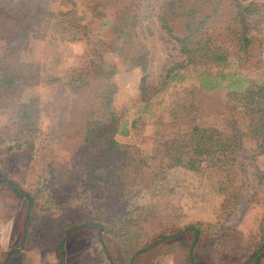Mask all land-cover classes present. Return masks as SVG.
<instances>
[{
  "label": "trees",
  "instance_id": "trees-1",
  "mask_svg": "<svg viewBox=\"0 0 264 264\" xmlns=\"http://www.w3.org/2000/svg\"><path fill=\"white\" fill-rule=\"evenodd\" d=\"M70 1L61 2L66 10L57 15L62 22L67 19L65 31L73 33L68 34L72 39L78 34L86 38L93 31L88 21L80 18L78 3L71 2L68 7ZM85 1L84 10L101 24L105 38L94 44L87 67L72 70L63 80L56 79L52 100L39 109L37 99L26 95L40 79L39 65L28 60L29 33L33 28H46L50 22H40L42 7L38 3L0 0V109L9 111V124L0 127V145L14 143L15 157L20 160L34 151L41 133L38 119L45 111L47 135L56 143L73 146L72 168L80 171L88 186H96L91 196L94 222L85 226L96 227L100 243L105 244V234L112 237L124 263L133 264L137 255L175 238L169 250L175 264H195L194 248L200 234L197 227L180 228L152 215L140 217L131 225L119 213L118 198L126 190L137 194L149 189L150 172L155 169L194 173L226 170L247 154L253 158L264 154V81L246 75L263 67L264 0ZM149 18H154L174 42L180 59L170 62L171 67L158 76L159 85L165 88L170 82H183L188 70L197 84L178 94L168 112L170 121L157 129L153 143L159 154L151 158L157 163L141 166L136 162L135 148L116 139L119 132L127 135L129 131L126 122L110 111L117 89L111 77L117 69L108 57L119 58L128 70H140L142 95L153 89V81L146 83L148 52L139 30ZM52 26L61 25L54 22ZM218 91L225 92L223 104L202 100L204 94ZM140 97L144 111L150 96ZM72 173H68V184H63L65 175L61 173L56 174L53 184L71 186L75 183ZM54 185L48 186L51 190L47 196L37 200L33 190L0 170V189H8L17 202L26 204V243L44 249L54 246L61 251L59 264H65L64 243L77 228L66 226L62 217L48 212L54 202L52 195L61 193ZM14 253L17 249L6 252L0 264H6ZM106 254L109 264H116ZM263 258L264 250L258 248L242 264H260Z\"/></svg>",
  "mask_w": 264,
  "mask_h": 264
},
{
  "label": "rangeland",
  "instance_id": "rangeland-1",
  "mask_svg": "<svg viewBox=\"0 0 264 264\" xmlns=\"http://www.w3.org/2000/svg\"><path fill=\"white\" fill-rule=\"evenodd\" d=\"M21 1L35 6L38 3L42 7L40 22H50L49 25L43 24L46 28H33L28 41V60L39 65L40 79L26 95L37 99L41 104L40 109L43 103L52 100L56 82L65 79L72 70L88 66L93 57L94 44L100 39L104 40L105 36L101 24L84 10L85 0H71L68 7L71 2L78 3L80 18L88 21L93 32L86 38L78 34L74 39L68 35L73 33L65 31L67 25L64 21L67 19L64 18L62 22L57 15L59 11L66 10L61 5L66 0ZM54 22L60 24V28L52 26ZM139 30L145 38L148 52L149 77L146 83L153 81L154 88L145 90L142 95L139 88L143 75L140 70H128L119 58L109 55V60L117 69L111 77L117 89L112 96L110 111L121 122H126L125 127L129 131L127 135L119 132L117 141L135 148V159L139 165L153 166L157 162L151 158L159 154L153 143L157 129L170 121L168 112L174 106L172 101L179 99L181 91L190 90L197 82L194 77L190 78L188 70L189 75L185 76L183 82L173 81L165 88L161 87L158 76L164 75V71L171 67L170 62L180 60L175 44L163 34L154 18L142 22ZM2 46L0 42V48ZM260 60L263 67L257 72L246 74L249 79L258 82L264 81V47ZM218 92L206 93L202 100L205 103L212 101L219 106L226 101V96L225 92ZM140 96H150V105L144 111H141L143 107ZM45 114L44 111L38 119L40 140L35 150L26 154L22 160L15 157L14 143L0 145V170L33 190L39 198L37 200L47 196L51 190L48 186L54 185L56 174H64L63 184H68V173L73 172L74 184L61 187L54 185L61 193L52 195L54 202L51 204L52 209L48 210L62 217L66 226L77 228L69 233L64 243L65 264H109L106 252L116 264H125L119 246L112 237L105 234L103 245L97 236L96 227L85 226L94 222L91 196H94L96 186H88L80 171L72 168L73 146L56 143L47 135L49 121ZM204 115H208V112H204ZM133 121L134 128L131 127ZM8 124L9 111L2 108L0 127ZM237 162L238 165L232 169L197 173L180 169H155L150 172L149 189L137 194L126 190L120 194L119 213L123 221L131 225L140 217L152 215L157 220L167 219L180 228L187 225L197 227L200 234L194 248L195 264H242L254 250H264V154L254 158L247 154L238 158ZM21 163H25V167ZM26 211L25 203L17 202L8 189H0V259L6 252L17 249V253L9 257L6 264H59L61 251L54 246L44 249L26 243ZM173 240L175 238L162 241L149 251L137 255L133 264H175L174 254L169 251ZM260 264H264V258Z\"/></svg>",
  "mask_w": 264,
  "mask_h": 264
}]
</instances>
